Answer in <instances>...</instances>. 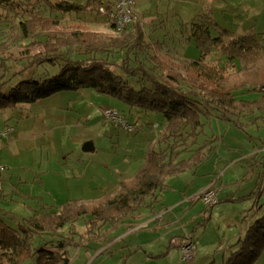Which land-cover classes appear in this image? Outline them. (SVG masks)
<instances>
[{"label":"trees","instance_id":"16d2710c","mask_svg":"<svg viewBox=\"0 0 264 264\" xmlns=\"http://www.w3.org/2000/svg\"><path fill=\"white\" fill-rule=\"evenodd\" d=\"M86 7L67 0H0V16L11 18L19 40L28 41L25 53L31 46L40 48L26 67L58 69L19 81L4 93L7 71L1 61L10 57L0 58V109L29 104L60 91L90 88L130 106L161 113L162 129L132 177L120 181L115 191L96 199H68L57 209L35 213L15 227L0 218V264L29 260L34 264H70L69 248H86L91 238L106 241L107 234L123 219L142 207H154L168 177L197 168L210 156L214 145L181 156L187 151L188 140L194 144L202 135V118L216 115L243 129L237 115L264 113V34L252 30L235 34L209 14H201L181 24L187 27L199 56L176 57L163 41H145V28L137 17L123 31L111 33L62 22L64 14L82 12ZM215 51L225 58V65L206 61ZM73 53L83 57L74 60L70 57ZM117 53L122 54L119 70L110 61ZM129 77L135 79V85ZM244 92L260 93V97L253 101L239 98ZM256 186L260 193L261 183ZM80 219L85 224L82 238L73 230ZM258 233L264 234V215L250 226L243 244L220 264H254L262 247ZM46 235L51 239H44Z\"/></svg>","mask_w":264,"mask_h":264},{"label":"rangeland","instance_id":"374dc122","mask_svg":"<svg viewBox=\"0 0 264 264\" xmlns=\"http://www.w3.org/2000/svg\"><path fill=\"white\" fill-rule=\"evenodd\" d=\"M31 1L36 2V0ZM48 1L55 2L58 0ZM67 1L87 5V7L82 12L64 14L61 16L63 23L76 22L90 30L106 33L114 32L109 21L99 16L100 14H97L95 10L98 2H111L114 0ZM149 5L152 8L157 7L160 12L168 13L169 15L167 16L169 17L176 12L180 22L189 21L198 13L209 12L217 23L227 27L236 34H241L248 30L264 33V0H153ZM42 8L46 10V7L42 6ZM174 23H176V20L173 22V27L168 23V27L162 24L164 29L168 30V34L162 39L163 42L171 48L176 57H198L199 51L195 47L194 42L188 38L187 27L175 25ZM12 25L11 18L5 19L0 16V52H2L0 53V58L10 57L5 61H1V63H5L7 71L5 76L6 83L3 87L4 93L19 81L37 78L41 72L55 73L58 71L57 67L49 65L26 67L30 58L41 51L35 45L29 47V52L25 53V46L28 41L19 40L18 32L16 30L15 33L14 27H11ZM149 29L150 26L145 28V41H159L158 37L160 35L158 37L150 36ZM5 45L8 46L4 47ZM70 57L76 60L83 56L73 53ZM121 58L122 54L118 53L110 56V61L114 64L113 67L116 70H119ZM206 61L211 64L216 61L222 65L227 63L225 58L217 51L209 55ZM147 63L149 62L147 61ZM128 79L135 85L134 78L129 77ZM104 96L115 100L116 104H123L113 97ZM240 96L252 99L257 97V94L244 92L239 94ZM27 105L29 104H24L21 109L23 114L26 112L25 106ZM5 114H0V129L3 127V121L7 117ZM263 114L259 113L257 117L248 113L246 115H243V113L237 115L235 119L244 125L243 129L238 128L234 123L215 119L212 116L206 119L202 118V121L205 122L202 135L194 144H191L188 140L186 144L188 147L187 151L181 156H188L193 150L203 146L207 148L214 145L215 148L210 156L197 168L195 174L190 170L183 172L179 179H173L177 180L175 189L167 187L163 191L162 205L165 206H171L172 198L181 191V194L185 197L184 201L172 207L173 216L170 223L155 235L146 229L134 231L124 240L114 243L109 251H104L103 253L99 252L106 245L104 239L91 238V240H88L89 242L86 241L88 242L86 248L68 249L70 264H179L180 252L175 243L178 241L177 244L179 245L187 237H190L193 242L194 257L189 263L181 262L180 264H220L228 258L231 252L238 249L243 244V241L247 239L250 226L255 220L264 215ZM21 115L16 112L14 114V118H16L14 122ZM25 119L26 115L23 117V120ZM104 120L106 122L109 121L105 118ZM102 125L107 126L108 124L102 120ZM120 132L125 135L124 131ZM13 138L14 140L16 139V133ZM24 139L25 136L15 140L17 148L21 151L20 153H23L27 144L34 147L38 143L36 141L31 144L30 140ZM8 141L5 137L0 138V164L9 167L2 174L8 178L11 172L12 174L14 173L13 177L17 178V171L14 169V165L20 163V160L27 164L37 163L39 155L38 153L30 152L28 155L21 154L20 157L15 158L10 146L7 145ZM42 158H44V154ZM260 179H262L261 182ZM211 181L215 182L213 184L220 191L218 192L220 202L208 207L199 199L194 200V198ZM257 181L261 183L260 193L257 191ZM3 219L9 223L6 218ZM75 224L73 230L82 238L85 224L82 219ZM104 229V227L101 228L97 235H101ZM122 230V227L114 229L112 236L120 235ZM66 231L67 227L62 230V235H65ZM162 233L165 235V241L158 239ZM256 237L259 238L258 243H261L262 247L259 249V254L254 264H264V234L258 233ZM153 238L155 240L150 242ZM249 238L248 241L250 242ZM44 239L49 240L51 237L46 235ZM125 243L132 246L130 252L126 248ZM137 243L139 245H135ZM24 264H33V260L26 261Z\"/></svg>","mask_w":264,"mask_h":264},{"label":"crops","instance_id":"0c3cea01","mask_svg":"<svg viewBox=\"0 0 264 264\" xmlns=\"http://www.w3.org/2000/svg\"><path fill=\"white\" fill-rule=\"evenodd\" d=\"M152 1L135 0V12L144 28L150 26V36L158 37L160 35L159 41L156 40L158 42L163 41V37L168 34V30L164 29L162 24L168 27V23L172 26L176 20L174 24L181 25L189 23L198 15H210L209 12L198 13L191 20L180 22L176 12L173 13L174 16L169 17L168 13L158 11L157 7H150L149 4ZM102 17L107 19L105 16ZM221 27L228 29L225 26ZM253 94H257V97L252 99L238 97L249 101L257 100L260 97V93ZM104 95L106 94L90 88H79L75 91H60L29 103L25 106L24 114L21 112L24 104L0 109V114L6 113L7 116L0 131L6 126L12 128L8 134H0V138L5 137L6 140H9L7 145L10 146L14 157L18 158L21 154L28 155L30 152L39 155L37 163L27 164L20 160V163L14 165L17 178L13 177L14 173L11 172L8 178L4 177L2 173L9 167L3 165L4 169L0 171V218L3 221V218H6L9 223L4 221L5 223L15 227L23 219H27L35 213L57 209L68 199H96L105 192L115 191L120 181L132 177L143 162L147 148L155 145L164 119L161 118V113H154L138 106H130L120 100L123 104H116L115 100L108 99ZM105 108L117 110L133 126V130L128 132L118 125L112 124L111 121L110 123L106 122L102 115ZM16 112L22 115L14 122ZM259 113L253 111L248 114L257 117ZM24 115H26L25 120H23ZM212 117L218 119L215 116ZM102 120L109 126L102 125ZM120 131H124L125 135ZM15 133L16 139L25 136L24 140H30L31 144L36 141L38 143L34 147L27 144L23 153H20L21 151L15 143L16 139L13 138ZM43 154L44 158H42ZM197 168L190 171L195 174ZM182 173L168 177L164 190L167 187L175 189L177 180L173 179H179ZM169 181L171 182L169 183ZM261 181L262 179H260ZM211 183L215 184L214 181H211L207 185ZM163 191L158 198L159 201L152 209L142 207L123 219L116 227L117 229L122 227V233L113 237L111 231L110 236L106 237V245L99 253L109 251L114 243L124 240L134 231L146 229L155 235L168 225L173 216L172 207L184 201L185 197L181 191L172 198L171 206H165L162 205ZM194 200L197 198L195 197ZM218 202H220V198ZM163 234L158 237L161 241H165ZM155 239H151L150 242ZM177 242L175 243L176 247H178ZM135 245H139V243ZM125 246L130 252L132 246L127 243Z\"/></svg>","mask_w":264,"mask_h":264},{"label":"built area","instance_id":"2783aa9c","mask_svg":"<svg viewBox=\"0 0 264 264\" xmlns=\"http://www.w3.org/2000/svg\"><path fill=\"white\" fill-rule=\"evenodd\" d=\"M96 12L105 16L113 28L114 32H121L126 26L130 25L137 17L135 12V0H114L111 2H98L96 5ZM105 119L111 121L113 124L122 127L126 131H132L133 126L129 124L117 110L105 108L102 111ZM12 130L11 127L6 126L0 134L6 135ZM4 166L0 164V171ZM219 189L212 183L198 192L196 198L204 205L211 207L218 203ZM180 261L182 263H189L194 257V245L190 237L182 240L179 245Z\"/></svg>","mask_w":264,"mask_h":264}]
</instances>
